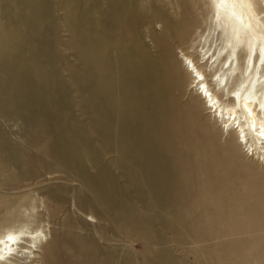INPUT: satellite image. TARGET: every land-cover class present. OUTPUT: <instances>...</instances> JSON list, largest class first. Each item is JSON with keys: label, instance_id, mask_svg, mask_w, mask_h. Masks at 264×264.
Returning a JSON list of instances; mask_svg holds the SVG:
<instances>
[{"label": "rangeland", "instance_id": "374dc122", "mask_svg": "<svg viewBox=\"0 0 264 264\" xmlns=\"http://www.w3.org/2000/svg\"><path fill=\"white\" fill-rule=\"evenodd\" d=\"M218 1L0 0V237L48 240L31 260L23 236L0 264L264 260V150L246 128L250 149L225 138L192 84L194 66L263 115L264 68ZM158 109L189 118L194 158L149 149Z\"/></svg>", "mask_w": 264, "mask_h": 264}, {"label": "bare ground", "instance_id": "6f19581e", "mask_svg": "<svg viewBox=\"0 0 264 264\" xmlns=\"http://www.w3.org/2000/svg\"><path fill=\"white\" fill-rule=\"evenodd\" d=\"M218 3H220V0L218 1ZM224 3L228 7L229 15L231 14L233 16L234 20L236 21L237 28L239 29V31L230 32V36L233 39V42H234L235 47L237 48V51L239 50L238 48H240V44L242 43V37H243L241 36L240 32H242L245 28L246 29L245 53L247 55V67H252V68L256 67L258 69L264 68V31L257 28V25L255 24V23L259 24L260 21H262L261 19L264 18V10H262V13L256 12L250 0H227V2H224ZM259 5L261 7H264V0H260ZM185 60L187 61L188 58H185ZM238 64H239L238 55L237 53H235L233 57V65L237 66ZM194 70H195V67L193 66V69L191 70L193 74L192 84L194 85V87H196L195 90H196V94L199 96L198 99L200 100V104L202 102L204 106L208 107L209 112L212 113L213 117L217 121H220L221 126H222V132L225 138L228 137V139L233 140V143L235 145L239 143H242V144L244 143L243 148L250 149L251 146H253V143L250 140H248V138H246V133H244L245 128H246V130L249 133H251L250 136L252 138L254 137L256 140V143L260 145V147L263 148L264 150V78L262 80L261 92H260V95H259L260 97L258 100V108L259 110H263V115L258 116L256 112L254 111V109L251 107V105L246 100H238L232 105L223 104L220 98L209 88L208 84L205 81L204 75L199 70L197 69L195 71ZM160 95L161 94L159 93V96ZM154 97H157V96H154ZM157 98L160 99L159 97ZM157 98L155 100L153 99V102L156 101ZM159 103L156 105H159ZM187 105L190 106V101L187 103ZM166 110L164 111V110L158 109L156 113L155 111L153 112L152 117L150 116L153 119V122L155 123V125H157V127L155 125L154 126L158 128L159 131H157L158 133L154 134L155 139H152V140L150 139L153 142V144L149 147V149L150 150L157 149L159 151L164 152L165 155L168 153V155L169 154L171 155V158L173 160L181 161L185 157L183 156V154L186 152L185 151L184 153H182V150H181L182 144L184 142L188 144L189 149H190L189 155L191 154L192 149H193L192 148L193 141L190 135L192 131L189 128V118L185 119V121H183L184 120L183 119L181 123H176V124L173 123L175 125L174 127H172L171 124H170L171 126L168 125L167 119L170 116H168V111ZM150 125L152 126V124H149V126ZM225 126H228V127H225ZM155 127L152 126V128H155ZM230 127H231V130L228 129ZM225 128H226L227 133H224ZM232 130H234L236 133V136H235L236 140L233 139L232 134L234 132ZM149 131H152V130H149ZM153 132H155V130ZM160 138H165L164 142L166 143H163ZM147 139L148 138H146V140ZM248 142H250L251 146L248 144ZM144 145L147 146V143ZM172 154H174V156H172ZM191 155L190 157L194 158V155L193 156ZM262 157H263L262 160H264V152L262 154ZM165 158L169 159L166 156L164 158L162 157V159L166 160ZM214 176H216L214 173L209 172L208 178L209 177L213 178ZM10 236L14 237V239L10 240L9 239ZM23 236L30 238V240H28L30 241V246L27 247L29 249L27 251V257L30 258L31 260L36 259L35 252L42 245L48 243V240L46 242V239H47L46 236L44 237V235L40 231H36L34 233L31 232L30 236L27 235L25 231L23 230H19L15 232L11 231V232L6 233L5 235L0 237V241H2V243H0V255H2L3 257H6L7 250L11 252L15 248L17 249L18 246H16V244L14 243L18 242V239H22ZM254 262L253 264H264V260H259V261L257 260L255 263Z\"/></svg>", "mask_w": 264, "mask_h": 264}, {"label": "snow or ice", "instance_id": "6c2138e0", "mask_svg": "<svg viewBox=\"0 0 264 264\" xmlns=\"http://www.w3.org/2000/svg\"><path fill=\"white\" fill-rule=\"evenodd\" d=\"M220 2H222V3H223V2H227V0H220ZM9 239H10V240H13L14 237H11V236H10ZM0 243H2V241H0ZM3 259H4V257H3L2 255H0V261H2Z\"/></svg>", "mask_w": 264, "mask_h": 264}]
</instances>
